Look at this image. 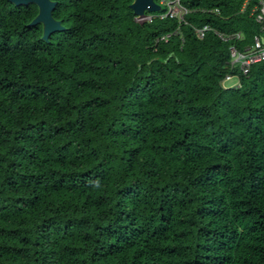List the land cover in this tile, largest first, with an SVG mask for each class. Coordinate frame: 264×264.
I'll return each instance as SVG.
<instances>
[{"label":"trees","instance_id":"trees-1","mask_svg":"<svg viewBox=\"0 0 264 264\" xmlns=\"http://www.w3.org/2000/svg\"><path fill=\"white\" fill-rule=\"evenodd\" d=\"M132 1L62 0L44 40L0 0V264H264V62L213 32L250 45L257 0Z\"/></svg>","mask_w":264,"mask_h":264},{"label":"built area","instance_id":"built-area-1","mask_svg":"<svg viewBox=\"0 0 264 264\" xmlns=\"http://www.w3.org/2000/svg\"><path fill=\"white\" fill-rule=\"evenodd\" d=\"M160 3L165 5V11L147 14L144 17H138L137 21H151L153 18L163 19L168 17L176 18L179 22H183V16L188 10L181 5L180 0H161ZM201 11L212 12L215 14L220 13L218 8L202 9ZM251 15L254 16V21L260 26L259 34H255L252 39V43L245 46L242 50H239L236 46V41L242 39V34L240 32L223 34L219 31L213 30L221 41L228 42L230 56L229 65L231 69L237 68L244 76L248 75L253 65L264 62V36H262L264 35V0H257L256 5H254L251 10ZM207 30H211L208 24H204L200 28H196L195 31L197 37L201 38ZM175 33L176 32L164 34L160 37V40L167 41L170 35ZM233 78H236L235 83L240 84L239 74L230 73L225 75L222 83H227Z\"/></svg>","mask_w":264,"mask_h":264},{"label":"water","instance_id":"water-1","mask_svg":"<svg viewBox=\"0 0 264 264\" xmlns=\"http://www.w3.org/2000/svg\"><path fill=\"white\" fill-rule=\"evenodd\" d=\"M14 5H26L28 2L35 3L38 7V13L28 23L29 26L37 24L42 25V36L44 40H48V37L57 31L63 30L65 27L61 24L60 20L53 18L51 9H53L55 2L49 0H9ZM129 7L132 9L137 17H144L146 12H159L161 10L160 3L157 0H133Z\"/></svg>","mask_w":264,"mask_h":264},{"label":"flooded vegetation","instance_id":"flooded-vegetation-1","mask_svg":"<svg viewBox=\"0 0 264 264\" xmlns=\"http://www.w3.org/2000/svg\"><path fill=\"white\" fill-rule=\"evenodd\" d=\"M6 1L8 3H11L13 6H15L16 8H19V9H26L28 7L34 9L36 11L35 16L38 13V7H37V5L35 3L28 2V4H26V5L16 6L11 1H9V0H6ZM49 1L50 2H55V5H54L53 9H51V14H52L53 18L56 19V20H60L61 21V19L64 17L63 12L59 10V6H60L62 0H49ZM61 24H62V22H61ZM41 27H42V25H41Z\"/></svg>","mask_w":264,"mask_h":264},{"label":"rangeland","instance_id":"rangeland-1","mask_svg":"<svg viewBox=\"0 0 264 264\" xmlns=\"http://www.w3.org/2000/svg\"><path fill=\"white\" fill-rule=\"evenodd\" d=\"M147 14H148V13H146V15H147ZM135 20H136V21L138 20V17H137V16L135 17ZM235 81H236V78H233L231 81H229V82H227V83H222V86H223V88L239 87L240 84L235 83ZM232 82H233V83H232Z\"/></svg>","mask_w":264,"mask_h":264}]
</instances>
